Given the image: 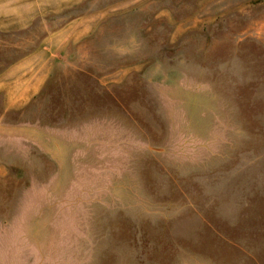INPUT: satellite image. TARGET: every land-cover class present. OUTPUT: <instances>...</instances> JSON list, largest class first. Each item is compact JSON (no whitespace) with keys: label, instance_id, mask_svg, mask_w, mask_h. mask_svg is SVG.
<instances>
[{"label":"rangeland","instance_id":"1","mask_svg":"<svg viewBox=\"0 0 264 264\" xmlns=\"http://www.w3.org/2000/svg\"><path fill=\"white\" fill-rule=\"evenodd\" d=\"M0 264H264V0H0Z\"/></svg>","mask_w":264,"mask_h":264},{"label":"crops","instance_id":"2","mask_svg":"<svg viewBox=\"0 0 264 264\" xmlns=\"http://www.w3.org/2000/svg\"><path fill=\"white\" fill-rule=\"evenodd\" d=\"M29 88L31 89V92H29V95H30V94H33V93L35 92L36 87H34V85L31 84V85L29 86ZM32 92H33V93H32ZM27 96H28V94H27ZM16 99L18 100L19 97H17ZM18 101H20V100H18ZM16 105H19V104L17 103Z\"/></svg>","mask_w":264,"mask_h":264}]
</instances>
